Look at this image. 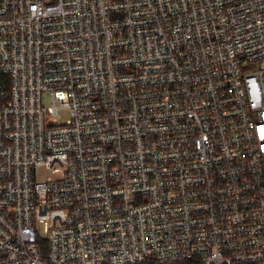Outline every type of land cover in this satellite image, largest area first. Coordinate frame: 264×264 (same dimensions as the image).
I'll use <instances>...</instances> for the list:
<instances>
[{
    "label": "built area",
    "instance_id": "built-area-1",
    "mask_svg": "<svg viewBox=\"0 0 264 264\" xmlns=\"http://www.w3.org/2000/svg\"><path fill=\"white\" fill-rule=\"evenodd\" d=\"M0 264H264V0H0Z\"/></svg>",
    "mask_w": 264,
    "mask_h": 264
},
{
    "label": "rangeland",
    "instance_id": "rangeland-1",
    "mask_svg": "<svg viewBox=\"0 0 264 264\" xmlns=\"http://www.w3.org/2000/svg\"><path fill=\"white\" fill-rule=\"evenodd\" d=\"M39 176H41V174Z\"/></svg>",
    "mask_w": 264,
    "mask_h": 264
}]
</instances>
